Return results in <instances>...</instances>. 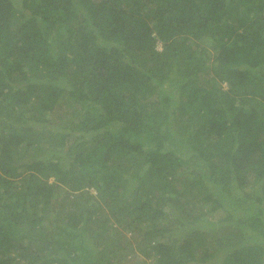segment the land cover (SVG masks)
<instances>
[{
    "label": "trees",
    "instance_id": "trees-1",
    "mask_svg": "<svg viewBox=\"0 0 264 264\" xmlns=\"http://www.w3.org/2000/svg\"><path fill=\"white\" fill-rule=\"evenodd\" d=\"M146 258L264 264V0H0V264Z\"/></svg>",
    "mask_w": 264,
    "mask_h": 264
},
{
    "label": "rangeland",
    "instance_id": "rangeland-1",
    "mask_svg": "<svg viewBox=\"0 0 264 264\" xmlns=\"http://www.w3.org/2000/svg\"><path fill=\"white\" fill-rule=\"evenodd\" d=\"M205 44L207 45V46H210V48H211V42H210V40H206L205 41ZM158 47H161V45H160V43H158ZM211 51H213V49L211 48ZM214 52V51H213ZM127 234H129L128 232H127ZM137 261H139L140 259H143V257H142V255L140 254V255H138L136 258H135ZM146 260H147V262H150V264H152V259L150 258H146ZM149 264V263H148Z\"/></svg>",
    "mask_w": 264,
    "mask_h": 264
}]
</instances>
